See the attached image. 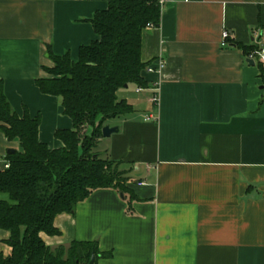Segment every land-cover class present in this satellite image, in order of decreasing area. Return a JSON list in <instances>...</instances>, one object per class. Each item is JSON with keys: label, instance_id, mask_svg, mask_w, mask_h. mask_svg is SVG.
<instances>
[{"label": "crops", "instance_id": "0c3cea01", "mask_svg": "<svg viewBox=\"0 0 264 264\" xmlns=\"http://www.w3.org/2000/svg\"><path fill=\"white\" fill-rule=\"evenodd\" d=\"M148 1L162 11L160 25L143 31L147 85L119 89L133 110L105 122L119 131L98 151L119 163L126 191L94 190L56 216L59 234L41 236L52 248L95 243V264H264V62L237 46L264 48V0ZM108 7L0 0V86L20 117L41 116L50 148L64 146L55 132L73 120L36 81L54 66L49 50L79 60L99 38L91 20ZM9 149L20 143L0 129V160ZM9 236L0 229L4 256Z\"/></svg>", "mask_w": 264, "mask_h": 264}, {"label": "trees", "instance_id": "16d2710c", "mask_svg": "<svg viewBox=\"0 0 264 264\" xmlns=\"http://www.w3.org/2000/svg\"><path fill=\"white\" fill-rule=\"evenodd\" d=\"M107 10L96 12L98 39L82 46L80 58L49 50L53 67L36 81L39 89L62 99L73 128L58 129L64 146L50 148L39 139L41 116L13 111L0 86V129L20 149L6 154L9 168L0 169V229L9 231L11 253L0 252V264H87L95 243L73 242L69 247L48 246L41 234H59L57 215L73 213L79 202L99 188L126 191L127 178L119 163L97 152L102 128L109 119L132 112L118 97L130 83L146 86L142 71V36L146 26L160 25L161 4L148 0H107ZM246 55L258 47L237 44ZM264 78V69H262ZM97 256V254H96Z\"/></svg>", "mask_w": 264, "mask_h": 264}, {"label": "built area", "instance_id": "2783aa9c", "mask_svg": "<svg viewBox=\"0 0 264 264\" xmlns=\"http://www.w3.org/2000/svg\"><path fill=\"white\" fill-rule=\"evenodd\" d=\"M154 27L153 24L149 23L146 28H152ZM231 38V33L228 30L223 31L222 33V43L223 45H226L229 43V39ZM256 54H258V56L260 57V59L264 62V48L258 49L256 51ZM165 67V61H162L159 65L160 70L163 69ZM154 68L153 67H148L149 71H152ZM153 102H157L158 101V97L157 95H154L152 98ZM147 118H150L147 117ZM0 165L2 166V168H9L10 163L5 159V160H0Z\"/></svg>", "mask_w": 264, "mask_h": 264}, {"label": "water", "instance_id": "95a60500", "mask_svg": "<svg viewBox=\"0 0 264 264\" xmlns=\"http://www.w3.org/2000/svg\"><path fill=\"white\" fill-rule=\"evenodd\" d=\"M118 131H119L118 126L106 125L102 128V135H103V137L108 138V137L112 136V134L117 133ZM15 152H16L15 149H9L7 151L8 154H13ZM95 260H96V252L93 251L91 258H90V261L87 264H95Z\"/></svg>", "mask_w": 264, "mask_h": 264}, {"label": "rangeland", "instance_id": "374dc122", "mask_svg": "<svg viewBox=\"0 0 264 264\" xmlns=\"http://www.w3.org/2000/svg\"><path fill=\"white\" fill-rule=\"evenodd\" d=\"M131 91H134V89H132ZM101 147H102V146H101V142H99L98 146L96 147L97 152L99 151V149H100Z\"/></svg>", "mask_w": 264, "mask_h": 264}]
</instances>
